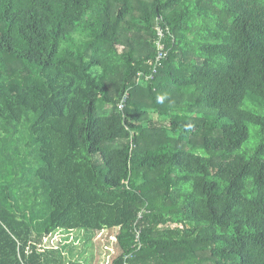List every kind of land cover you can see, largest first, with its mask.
I'll list each match as a JSON object with an SVG mask.
<instances>
[{"label":"trees","instance_id":"obj_1","mask_svg":"<svg viewBox=\"0 0 264 264\" xmlns=\"http://www.w3.org/2000/svg\"><path fill=\"white\" fill-rule=\"evenodd\" d=\"M58 229L264 264V0H0V264Z\"/></svg>","mask_w":264,"mask_h":264},{"label":"rangeland","instance_id":"obj_2","mask_svg":"<svg viewBox=\"0 0 264 264\" xmlns=\"http://www.w3.org/2000/svg\"><path fill=\"white\" fill-rule=\"evenodd\" d=\"M117 232V229H58L41 244L45 264H112L119 252Z\"/></svg>","mask_w":264,"mask_h":264},{"label":"built area","instance_id":"obj_3","mask_svg":"<svg viewBox=\"0 0 264 264\" xmlns=\"http://www.w3.org/2000/svg\"><path fill=\"white\" fill-rule=\"evenodd\" d=\"M156 28H157V35H158L159 39H158V41L156 43V45H157V55H156L155 61H151L150 62V64L153 67V70H154L153 73H155L157 71L160 62L168 56V52H169L166 49V44L164 43L163 40L166 38L167 34H170V30L169 29L164 30L159 23L157 24ZM173 40H174V38H173ZM144 76L146 77L147 80L153 78V74L147 76L143 72H140L138 74V82H140V80ZM129 95H130V89L125 91V93L123 94L122 98L119 101L120 110H123L125 108ZM140 216H142V214H140ZM140 232H141V230L138 229L137 230V235H136V241L140 240ZM137 243H140V242H137Z\"/></svg>","mask_w":264,"mask_h":264}]
</instances>
